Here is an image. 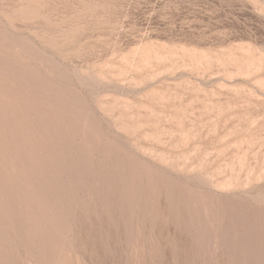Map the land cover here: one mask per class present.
<instances>
[{
	"label": "rangeland",
	"instance_id": "rangeland-1",
	"mask_svg": "<svg viewBox=\"0 0 264 264\" xmlns=\"http://www.w3.org/2000/svg\"><path fill=\"white\" fill-rule=\"evenodd\" d=\"M0 264H264V0H0Z\"/></svg>",
	"mask_w": 264,
	"mask_h": 264
}]
</instances>
